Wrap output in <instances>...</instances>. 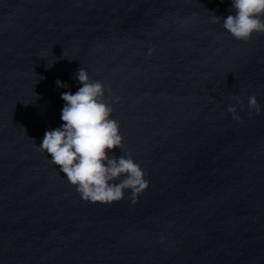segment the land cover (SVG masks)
Wrapping results in <instances>:
<instances>
[{"label": "water", "instance_id": "obj_1", "mask_svg": "<svg viewBox=\"0 0 264 264\" xmlns=\"http://www.w3.org/2000/svg\"><path fill=\"white\" fill-rule=\"evenodd\" d=\"M230 14L231 0H0V264H264V33L237 41ZM80 68L119 121L110 154L145 173L135 204L82 200L38 148Z\"/></svg>", "mask_w": 264, "mask_h": 264}, {"label": "clouds", "instance_id": "obj_2", "mask_svg": "<svg viewBox=\"0 0 264 264\" xmlns=\"http://www.w3.org/2000/svg\"><path fill=\"white\" fill-rule=\"evenodd\" d=\"M231 3L235 15H228L222 26L234 39L248 42L254 33H264V0H231ZM220 19L213 15L212 23ZM76 79L82 85L78 91L61 95L65 101L62 125L46 131L38 148L51 157L82 200L111 204L122 200L127 190L135 204L149 183L130 153L119 157L110 154L114 148L123 150V137L119 121L111 118L113 108L104 100V84L90 80L84 68L79 69ZM56 83L58 87H67L60 81ZM233 99L240 103L239 97ZM248 107L250 112L255 110L259 114L254 95L249 96ZM227 111L239 118L235 115L236 107L229 105Z\"/></svg>", "mask_w": 264, "mask_h": 264}]
</instances>
